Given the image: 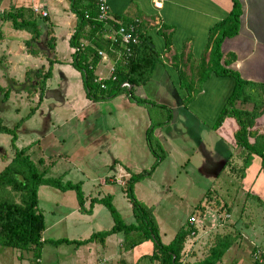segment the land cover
I'll return each instance as SVG.
<instances>
[{"label":"crops","instance_id":"obj_1","mask_svg":"<svg viewBox=\"0 0 264 264\" xmlns=\"http://www.w3.org/2000/svg\"><path fill=\"white\" fill-rule=\"evenodd\" d=\"M39 1L46 5L45 0ZM46 1L51 3V11L47 8H43L47 11L46 16H48L49 13V16L53 15L55 20L50 23L51 35L54 39H56V34H58L56 27L61 24L67 26L66 40L68 48L70 49V57L62 58L58 57L57 54L55 55L56 52L60 51L57 50L55 41L54 57L56 61L54 60L52 64L51 76L48 77L45 82L44 98L42 97L40 102L37 103L34 113L41 111V108L43 109L44 106H46L47 110L48 105L58 107L52 113L49 112L50 115L54 116V121H58V113L63 111V109L60 108L61 105L73 106L71 99L67 96L75 87L71 83L68 84V82L72 77H79V71L71 65L74 48L69 44V38L76 25V17L70 11V2L64 3V0ZM5 2L6 0L0 1V9L3 10V13L5 11L3 7ZM239 3L242 10L239 31L236 35L225 36L223 38L220 44V50L222 52L220 61L227 60L226 62L228 64L226 67H230L237 71L241 78L250 83V86L246 88L242 97L235 100L234 107L240 110H251L253 104L257 102L259 114L254 119L255 122L247 128L248 133L246 134L248 142L254 143L255 146L257 139H264V0H239ZM16 6L19 7L18 5H15V7ZM232 6V0H108V12L110 16L119 14L120 22L126 23V25L131 23L135 24V22L137 25L141 24V30L149 37L148 43L158 52L160 57V63L156 64L152 69L148 80L133 86L130 85V87H123L121 85L123 90L117 96L112 99L99 101L101 103H111L112 110L110 112L115 111L114 113L117 116L119 125L126 126L127 152L129 155L135 154L137 150L135 145L136 138H138L137 136H146V130L151 127L152 140L157 139L165 148L166 143L167 147L171 146V139L174 138L176 134L173 132L171 133V126L172 123H174L178 126L177 130H181L186 134L184 137L185 142L190 139L195 141L198 145L203 144L200 138V130L204 129L203 127H206L208 131L211 130L213 137L210 136V139L212 142L209 143V147H207L216 152L220 149L226 151L223 163V166L225 165L223 169L225 170V167H227L225 174L228 173L230 175L227 164V159L230 156H246V153L240 152L241 147L236 144L234 133L238 125L231 114L226 115L221 124L215 128L216 121L221 111L228 103V99L234 89V77L228 74L220 75L211 72L210 76L203 80H199L197 74L200 64L204 66V63L207 64L217 59L211 51L212 46L216 43L214 38L217 34L215 33L213 38L209 40V32L217 22L228 17ZM33 7H36V5ZM38 15L41 16L40 14ZM5 21L0 22V60L3 58L4 54L6 57L8 56V60L6 61L7 64H1L2 62L0 61V75L3 74L2 81L4 83L2 82V84L4 86L8 85L7 88L11 87V89H13V85H15L16 89L14 88L13 90L18 92L20 89L18 90V83L16 81H19L23 76L25 79L28 70L32 71L40 68L46 70L48 68V62L46 57H43V59L40 60L42 66L36 68L37 63L36 61L34 63V56L25 49L26 46L24 43L28 38L22 35L16 34V37L23 40V42H20L19 39L21 45H17V50L11 51L10 48H7L8 45H13L12 30L19 33L24 30H16L10 27L8 33L4 35L2 32L5 28H8ZM10 37L11 41L6 40ZM139 46L143 45L141 44ZM5 47L8 49L6 52H4ZM149 54L148 51L140 48L134 55L136 61L140 62L146 60ZM109 60L112 62L111 59ZM107 62L108 60H101L100 58L96 65L95 73L98 74L100 71H104V65ZM182 62L185 63L186 74L192 76L197 83H195V85L191 84L193 85L191 87L194 96L187 104L184 103V100L188 97V90L181 87L180 75L178 72V65ZM31 75L33 76L34 73ZM102 75L107 74L105 72V74ZM6 80H8L7 84L5 82ZM21 90L24 89L21 88ZM33 92L34 97L39 101V91L34 89ZM124 92L128 97L122 95ZM130 92L133 93L134 98L131 97L132 95H130ZM115 98L116 100L121 98V100L113 104L112 101ZM52 99L53 101L48 103V101ZM136 99H142L145 102L139 103ZM149 99L152 101H149ZM85 105V107H87L89 101H85ZM154 106H158L156 108H167L169 110L175 106L180 108L181 114L176 116L175 113L173 119L166 122H161L156 119L154 120L155 122H153L152 117L148 115V111L141 112V109H151L155 108ZM18 110H20V108H14L13 114H15V116ZM9 116L11 118L14 115L9 114ZM136 126L140 128H136ZM34 133V135L38 136H35V138H38L37 142H39L42 137L39 138L38 132ZM108 140L109 139H105L99 142V144L108 147L110 144ZM144 140L146 141V139ZM105 142L108 143L104 144ZM15 144L18 148L25 145L29 149L30 146H34V142L26 143L21 138L17 139ZM254 149L257 153L262 152L264 154V144ZM115 152L119 156L118 152ZM46 158L47 156L44 155L40 157L41 160L45 159L44 162L47 163L48 167L50 166L49 170L51 171V168L54 169V165H56L57 162L51 164ZM161 159L162 158H160V160ZM117 161L118 163L111 167L113 173L106 175L104 178L92 177L83 173L79 182L81 183L84 194V212L80 210L78 205H73L72 201L70 202L71 206L69 209H66L65 205H59L60 201L57 204H53L51 210L53 217L50 218L51 221L49 225L45 223L46 227L43 231L44 238H46L45 234L51 230L50 234L52 237L72 241L85 239L93 232L101 231V228L94 229L93 225L88 221V218L94 219L98 217L97 212L94 211L95 204L90 209V202L92 198L101 199L106 196H110L112 199L119 198L118 192L114 190L117 184H112L111 181V183H104L113 176L114 173L120 174L121 171H124L126 174H131L151 170V172L143 178L152 177L154 171L153 166L149 168L137 166L136 172H134L130 166L132 162L125 165L122 164L120 160ZM260 167L261 159L259 155L251 154L250 163L245 168L244 176L241 181H239L241 186L239 187L241 189L240 194H238V196L234 194L231 198L227 196L226 198L230 200H226L220 198L221 196L219 193H215L216 197H213V200L209 199L208 204L211 205L212 208L217 205L218 209L214 210L208 207L207 210L209 209V212L212 211L217 213L218 217H215V214H209V219L206 217L203 221L198 220L197 226L195 223L198 217H196L194 225H192L195 236L189 237L186 241H191L192 244L195 242L194 249L196 250L201 247L200 243L205 244L208 239L210 245L208 244L206 251L208 250L209 252L210 249L213 248L211 245L214 243V234L219 232L225 233L226 243L229 244V247L224 253L228 252L229 257L225 261L222 255L221 259L217 261L216 264H226L229 260H231L233 264H259L254 262L251 253L257 246L264 248V172ZM213 168L214 167H203L199 170L200 173L207 174L209 170ZM63 175L66 174H62L59 177L63 179ZM222 183L223 178L221 179V184ZM228 183L231 184L232 181ZM106 189H108V191H106ZM121 189H123L122 186ZM250 192L255 195V199L253 200L254 203L251 205L243 204L242 201H240L241 198H247ZM241 195L242 197H240ZM124 201H127L128 207L129 204L131 205L125 193ZM213 201L215 202L214 204ZM121 204L122 203L116 202L114 205L118 211L122 207ZM221 206L223 207L222 209ZM40 208L44 212V209L42 207ZM235 208H237L238 211L236 213L238 217L236 218L231 217L232 210ZM89 209L90 211L88 212L87 210ZM79 212H81L82 215ZM122 219L125 222L124 218ZM125 223L128 224L131 222ZM74 226L76 227L74 228ZM111 226L109 228H111ZM88 228L91 230L90 233L87 234L85 230ZM184 229L186 228L184 227ZM138 234L140 233H136L134 237ZM158 234L164 244L169 243L164 242L167 233H162L158 229ZM132 235L133 234L130 236ZM211 238H213V240H210ZM242 240L249 241L248 248L242 245ZM72 241L61 242L73 245L72 249H64L62 253L64 264H157L156 260L151 261L149 259V255H151L154 249L153 242L149 239L134 245L132 248L126 247L127 241L123 232L109 234L105 238L104 243L90 241L77 245ZM61 243L55 245L57 246ZM96 243H99V246H97ZM183 250L184 256L186 257L188 253L187 249L185 248ZM205 254L204 252L203 255H201V251H192V255H194V257L192 256V260L183 257V261L187 263L198 262L207 255ZM247 254L251 258V261L248 263L245 262L244 258ZM52 264H60V262L55 260Z\"/></svg>","mask_w":264,"mask_h":264},{"label":"rangeland","instance_id":"obj_2","mask_svg":"<svg viewBox=\"0 0 264 264\" xmlns=\"http://www.w3.org/2000/svg\"><path fill=\"white\" fill-rule=\"evenodd\" d=\"M45 2L46 5L39 0H6L3 7L5 10L4 12L11 11L15 5L24 7V9L30 7V5L32 7L36 5L39 9L47 8L51 11V3L46 0ZM68 2L69 0H64V3ZM30 15L32 18H37V21H40L43 26H45L42 28L41 34L45 32L46 28L51 29L50 23L55 21L53 18L54 16H49V13L48 16H46L48 17L46 22H43V18L36 13L33 14L30 12ZM1 16L2 14L0 15V22H4V20L1 19ZM5 22L6 25H8V28H5L2 32L4 35L8 33V29L10 27L13 28L11 21ZM56 29L58 30V34H56L54 42L56 41V48L60 51L56 52L55 55L57 54L58 57L62 58L70 57V49L68 48L66 40L67 26L65 24H61L56 27ZM16 34L22 35L28 39L31 37V33L28 31L24 30L19 33L12 30L13 45L7 46V48L11 49V51L17 50V45L20 46V42H23L21 38L16 37ZM6 40L11 41V37ZM36 41L37 42H35V40L33 41L30 48L35 53L33 56L34 63L35 61L37 63L36 68H39L42 66L40 60L43 59V57H46L45 48L42 45L45 44V41L41 36L39 37V40ZM7 48L5 47L4 52L8 50ZM25 49H27V47ZM131 53H129L128 56L131 55ZM7 60L8 56L6 57L4 54L3 58L0 60L2 62L1 64H7ZM46 60L48 62L47 57ZM108 67L109 62L104 65V71L106 74L108 72ZM104 71H100L98 74H105ZM31 74L32 73H30V75ZM2 76L3 74L0 75V122L5 126L8 125V127H12L15 123L24 119L23 122H21V125L15 130V134L17 135V139L21 138L26 143L34 142V146H30L26 152L29 154L38 169L45 172L46 177L49 176L57 178L62 174H66L63 175V179H61L62 181L70 180L76 182L80 181L83 173H85L92 177L104 178L106 175L113 173L111 167L112 165L115 166V164L118 163L117 160H120L122 164L125 165L132 162L130 166L134 172H136L135 170L137 166H143L144 168H149L150 166L154 167L152 177H145L134 183L133 194L135 199H137V201H139L140 204H142L145 209L147 208L151 213L157 233L158 229L162 233H167V237L164 238V242H170L174 236L182 230V228H187L189 225L188 221L191 216L198 217L197 222L195 223L196 226L198 225V220L203 221L209 216V214H215V217H218L217 213L212 211L209 212V209L216 210L217 208V205L212 208V206L208 204L209 199L213 200V197H216L215 193H219L221 196L220 198L230 200L226 197L228 196L231 198L234 194L238 196L241 192V189L239 188L241 186L239 184V180L237 179L239 178L237 177L238 174L235 173L236 177H233V175H229L228 173L225 174L227 167H225V170L223 169L225 166H223V163L226 151H222L220 149L216 152L208 148V144L212 142L210 139L212 132L211 130L208 131L206 127H203L204 129L200 130V138L203 144L198 145L195 141L190 139L185 142L184 137L186 134H184L181 130H177L178 126L172 123L171 133L173 132L177 135L175 134L174 138L171 139V146L167 147L166 143V148L161 145L157 139L152 140V127L148 128L146 130V136H137L138 138H136L137 140L135 142L137 150L135 154L129 155L127 152L126 126L119 125L117 116L114 113L115 111L110 112L112 110L111 103L99 102L102 100L112 99L115 96L101 100L98 98L100 89H97L93 91V93L97 95V99L89 98L86 95V89L84 87L80 71L79 77H72L68 82V84L71 83L75 87V89H72L71 93L67 96L71 99L73 106L61 105L60 108L63 109V111L58 113V121H54V116L49 113H52L58 107L48 105V110L46 109V106H44L43 109L41 108V111L34 113L35 109L33 111L32 108L37 105L38 101L37 98L34 97V92L29 94L25 90H21L22 86H20V83L24 81V76L19 81H16L18 83L17 86L21 90L20 91L18 89L20 92L13 90L14 88L16 89L15 85H13V89H11V87L7 88L8 85L4 86L2 84ZM188 81L190 82V80ZM5 82L7 84L8 80ZM195 83L196 81L193 79L191 84L195 85ZM7 89L8 93L7 97H5V91ZM122 95L125 97L127 96L125 92ZM93 97L95 96L93 95ZM120 100L121 98H118L117 100L115 98L112 102L113 104H116V101L118 102ZM51 101H53V99L48 101V103ZM85 101H89V105L87 107H85ZM149 101L152 100L149 99ZM17 107L18 109L20 108V110L16 112V117L13 112L14 108ZM154 107L155 108L151 109L140 108L141 112L148 111V115L152 117L153 122H155V119L161 122H166L173 119L175 113L176 116L181 114L180 108L175 106L171 110L167 108H156L158 106ZM31 110L33 112H31ZM9 114L14 116L10 118ZM136 128L140 127L136 126ZM147 131H149V134H147ZM34 132L39 133V138L42 137L39 142H37L38 138H35L36 135H34ZM148 135H150V140L147 138ZM10 136L4 132H0V171L12 158L14 152L10 143ZM105 139H109L108 142L110 144L108 147H104L99 144V142L104 141ZM144 139H146V141ZM108 142H105L104 144H107ZM263 144L264 139H257L254 147H260ZM115 151L118 152L119 156ZM3 155L6 157L5 160L2 159ZM42 155L47 156L46 159L51 164L57 162L56 165H54V169L51 168V171L49 170L50 166L48 167L47 163L44 162L45 159H40ZM160 158L162 159L160 160ZM203 167L214 168L209 170V173L202 174L199 169ZM131 174L129 173L125 178L121 177L118 181H115V177L119 176V173H114V175L109 178L110 180L108 179L109 181L107 180L104 183L106 184L111 181L112 184H117V186L115 185L114 190L118 192L119 198L112 199L110 197L111 202L113 200L114 203L112 204L115 205L116 202L122 203L121 209L119 211L117 210L121 215V218H124L125 222L137 223L132 204H129L128 207L127 201H124V193L127 197L124 186ZM222 178L223 183L221 184ZM229 181H232V183H228ZM121 186L123 189H121ZM106 191H108V189H106ZM12 197L15 200H19L15 194H12ZM240 197H242V195ZM254 197L255 195L250 192L247 198H241V200H239L242 201L243 204L251 205L254 203ZM127 199L131 203L128 197ZM59 201V205H65L66 209L70 208L71 201L73 202V205H78L77 195L74 189L62 191L46 184L39 186L38 206L44 209V212H42L47 225L50 224V218L53 217L51 212L53 204H57ZM214 203L215 202L213 201V204ZM208 207L209 209L207 210ZM94 209V211L97 212L98 217H95L94 219L88 218L89 223L93 225L94 229L101 228V230H107L113 223V218L111 217L108 208L102 203L97 202L94 205ZM81 212L79 213L81 214ZM237 212V208L233 209L231 217H238V214H236ZM207 219H209V217ZM75 227L76 226H74V228ZM90 230L91 229L88 228L85 232L88 234L90 233ZM50 232L45 234L47 241L43 244L38 257L35 256L34 250L32 249H14L0 245V264H52L55 260L60 262V264H64L62 253L64 249H72L73 245L61 243L56 246V243L53 242L56 238L52 237ZM224 234L225 233L221 232L215 233L214 243L211 246L225 250L226 238ZM194 236L195 234H190L188 235V238ZM160 240L163 241L162 239ZM210 240H213V238ZM242 242V245H244L245 248H248L249 241L242 240ZM96 244L99 246V243ZM194 244L195 242L192 244L191 241L185 243L184 249H187V258L192 260V256L194 257V255H192V251H201V255H203L204 252L208 254V250L206 251L209 244L208 239L205 244L200 243L201 247H199L198 250L194 249ZM255 248L262 247L257 246ZM223 256L226 261L229 257L228 252L223 253ZM182 257L186 258L183 255ZM244 258L246 263L251 261L248 254ZM226 264L233 263L229 260Z\"/></svg>","mask_w":264,"mask_h":264},{"label":"trees","instance_id":"obj_3","mask_svg":"<svg viewBox=\"0 0 264 264\" xmlns=\"http://www.w3.org/2000/svg\"><path fill=\"white\" fill-rule=\"evenodd\" d=\"M232 1L233 6L228 17L217 22L209 32V40L213 38L215 33L217 34L214 38L216 43L212 46L211 50L217 59L207 64L204 63V66L200 64L197 74L199 80L207 78L210 76L211 72L220 75L228 74L234 77V89L228 99V103L223 108L216 121L215 128L221 124L223 118L228 114H231L236 120L238 128L234 133L235 141L236 144L241 147L240 152L246 153V156H230L227 159V164L230 175L236 177V174H238L237 177L239 178L237 179L241 181L244 176L245 168L250 163L251 154L259 155L261 159L260 168L264 172V154L262 152L257 153L254 149V143H249L246 137V134L248 133L247 128L254 123V119L259 114V106L257 105V102L253 104L251 110H240L234 107L235 100L242 97L246 88L250 86V83L241 78L237 71L230 67H226L228 64L226 62L227 60L220 61L222 54L220 44L223 38L225 36L236 35L239 31L242 10L239 0ZM69 2L70 11L76 17V25L69 38L70 46L75 49L72 54L71 65L81 72L86 95L89 98L97 99V95H95L93 91L100 89L98 98L101 100L107 99L121 93L123 90L121 84L123 82H128L129 85L133 86L149 79L152 69L156 64L160 63V57L158 52L148 43L149 37H147V34L141 30V24L137 26L139 43L131 45L130 48L132 53L128 56L129 53L125 51L126 46L120 43L118 37L116 41L106 37V34L112 28H118L122 24L126 25V23L120 22L119 14H114L112 16L109 14L106 20H101L98 17V0H69ZM30 12L35 14L32 11L31 6L26 9L21 6L14 7L11 11L4 12L1 19L4 21H11L13 28L16 30H25L31 33V37L25 40V45L28 52L32 55L35 54L30 48L33 41L35 40V42H37L36 40H39L40 36L43 37L45 41V44L42 45L45 48V56L48 58V68L46 70L40 68L26 72L24 81L20 83V86H22V88L29 94H32L34 89L39 91V103L43 97L46 79L51 76L52 64L54 63V60L56 61L54 57V37L51 35V29L48 28H46L45 32L41 34L42 28L45 26H43L40 21L38 22L37 18H32ZM41 17L44 20L43 22L48 20V17L46 16ZM141 44L143 46H139ZM140 48L148 51L150 54L146 60L139 62L136 61L134 54ZM99 51L105 52L108 58L115 64L114 75L116 76V79H105L103 82L106 84V88L101 87L100 84L95 81L96 65L101 58ZM185 69L186 66L184 62L178 65L180 85L188 90V97L184 100V103L187 104L194 96L191 87L193 86L191 85L193 77L188 76ZM30 73H34V75H30ZM188 80H190V82ZM17 88L20 89L19 87ZM7 93L8 89L5 91V97H7ZM93 95L95 97H93ZM130 95L133 97L132 92H130ZM136 100L139 103L145 102L142 99ZM32 109L34 111L35 107ZM33 111L31 110V112ZM21 120L13 127L5 126L0 122V132L11 135L10 143L14 151L12 158L0 171V245L3 247L32 249L34 250L35 256L38 257L43 244L47 241V239L43 237V231L46 227L44 214L42 209L38 206L39 186L46 184L62 191L74 189L77 195L79 208L82 211H85L84 194L79 181L73 183L68 180L62 181L61 177H46L45 172L38 169L29 154L26 152L28 147L23 146L18 148L15 145L17 139L15 130L20 126L24 119ZM147 134H149V131H147ZM147 138L150 140V135H148ZM2 159H6L5 155L2 156ZM150 172L151 170L132 173L124 186L127 197L131 201L137 223L126 224L122 220L121 215L115 206L112 204L110 196L101 199L92 198L90 209L97 202L102 203L108 208L111 217L113 218V225L111 228L95 231L85 239L73 241L68 239H56L53 240V242L57 244L63 241H72L77 245L90 241L104 243L105 238L109 234L123 232L127 241V248H132L134 245L144 240H152L154 249L151 255H149V259L151 261L156 260L157 264H216V262L221 259L224 251L229 247L228 243L225 245V250L213 247L202 260L194 263H187L183 261V249L188 235H190V230H193V228L180 230L169 243L164 244L160 240L151 213L147 208L145 209L137 199H135L133 194L134 183L148 175ZM12 194H15L19 200H15L12 197ZM222 208L223 207L221 206V209ZM90 209L87 211L89 212ZM134 232L140 234L134 237L136 234ZM131 234L133 235L130 236Z\"/></svg>","mask_w":264,"mask_h":264},{"label":"built area","instance_id":"obj_4","mask_svg":"<svg viewBox=\"0 0 264 264\" xmlns=\"http://www.w3.org/2000/svg\"><path fill=\"white\" fill-rule=\"evenodd\" d=\"M98 5H99V19L101 20H106L109 16L108 12V0H98ZM32 10L36 14H40L41 16H46L47 11L44 9H39L38 7H32ZM3 13V10L0 9V14ZM136 24V25H135ZM135 24L131 23L129 25H120L118 28H112L107 34L106 37L108 39H113L116 41L118 38L120 40V43L125 45V51L127 53H131V45L138 43V34L136 30L137 23ZM118 37V38H117ZM75 50V49H74ZM99 55L101 56V60H108L109 62V67H108V72L107 75H102V74H96L95 81L100 84L101 87L106 88V84L103 82L105 79L110 78L111 80H115L116 76L114 75V63L113 61L111 62L105 52L99 51ZM123 87H130L128 82H123L121 84ZM128 176L124 171H121L119 176L115 177V181H118L121 177L125 178ZM196 220V216H191L190 220L188 221V227L191 228L192 225H194V222ZM190 234L194 235V229L190 230ZM252 257L254 262L259 263V264H264V249L262 248H255L254 251L252 252Z\"/></svg>","mask_w":264,"mask_h":264}]
</instances>
